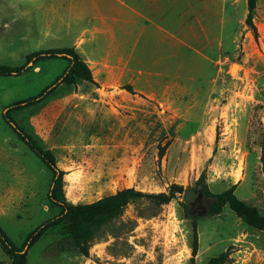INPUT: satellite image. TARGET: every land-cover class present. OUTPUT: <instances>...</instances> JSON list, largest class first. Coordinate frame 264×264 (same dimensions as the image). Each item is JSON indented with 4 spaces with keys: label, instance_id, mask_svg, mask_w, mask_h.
<instances>
[{
    "label": "rangeland",
    "instance_id": "rangeland-1",
    "mask_svg": "<svg viewBox=\"0 0 264 264\" xmlns=\"http://www.w3.org/2000/svg\"><path fill=\"white\" fill-rule=\"evenodd\" d=\"M188 1L196 10L198 0ZM255 1L252 28L245 22L247 0H209V14L196 17L192 30L188 25L186 52L179 41L178 61L157 66L168 76L148 70L108 84L91 70L95 83L76 77L41 102L11 111L66 171L69 203L124 187L167 192L171 183L183 186L168 201L131 199L83 226L87 254L69 222H60L26 248L24 264H264V230L227 204L209 213L203 193V185L220 192L235 184V194L264 214V0ZM0 9L8 10L0 14V64L19 65L54 47L81 53L74 41L83 22L63 9L49 14L51 20L41 6L29 13L24 3L0 1ZM83 49L85 61L92 47ZM66 65L62 56L42 58L21 74L0 76V227L16 246L60 207L47 196L51 170L1 110L37 94ZM187 187L201 191L192 203L183 200ZM10 260L0 244V264Z\"/></svg>",
    "mask_w": 264,
    "mask_h": 264
},
{
    "label": "crops",
    "instance_id": "crops-1",
    "mask_svg": "<svg viewBox=\"0 0 264 264\" xmlns=\"http://www.w3.org/2000/svg\"><path fill=\"white\" fill-rule=\"evenodd\" d=\"M0 1L12 6L13 2L24 3L29 13L41 6L47 20H51L49 14L60 15L63 9L82 21L74 46H80L81 55L88 52L83 45L92 47L84 59L108 84L120 83L127 77L129 81L136 74L145 76L148 70L168 76L169 71L159 69L160 64L178 61L179 41L183 53L189 47L185 40L189 23L192 30L193 20L210 11L209 0H198L196 10L195 1L188 0ZM1 12L8 10L0 9Z\"/></svg>",
    "mask_w": 264,
    "mask_h": 264
},
{
    "label": "trees",
    "instance_id": "trees-1",
    "mask_svg": "<svg viewBox=\"0 0 264 264\" xmlns=\"http://www.w3.org/2000/svg\"><path fill=\"white\" fill-rule=\"evenodd\" d=\"M255 0H247V15L245 22L255 28L252 22V14L255 8ZM256 34V30L254 29ZM62 56L67 59V65L58 77L45 86L37 94L24 99L15 100L7 104L2 110L3 120L14 130L17 136L46 164L52 172L47 196L49 200L60 207L59 212L47 218L33 228L25 238L22 246H16L0 227V244L3 250L11 257L8 264H24L26 258V248L31 246L50 227L63 222H69V231L75 241L79 244L84 254L88 249L80 243L81 228L87 224L97 221L101 217H109L119 211L126 203L135 198H149L157 202L170 200L176 192H182L183 186L171 183L165 191L147 192L135 189L134 187H124L116 192L101 197L92 202L69 203L64 195L63 175L65 170L56 163L53 151L42 147L36 139L22 128L10 115L12 110L31 106L39 103L51 94L59 83L72 82L76 77L94 82L91 68L81 58L74 47H54L47 48L27 55L25 61L19 65L0 64V76L18 75L27 70L28 64L42 58ZM124 88L132 91L131 85L125 84ZM235 184L220 192L211 191L207 185H203V193L206 197L205 209L209 213H217L224 204H227L236 214H238L248 224L264 230V214H261L256 206L248 204L244 199L239 198L234 192ZM196 246V239L193 240V247Z\"/></svg>",
    "mask_w": 264,
    "mask_h": 264
},
{
    "label": "water",
    "instance_id": "water-1",
    "mask_svg": "<svg viewBox=\"0 0 264 264\" xmlns=\"http://www.w3.org/2000/svg\"><path fill=\"white\" fill-rule=\"evenodd\" d=\"M201 191L193 187H187L183 194V200L187 203H192L200 195Z\"/></svg>",
    "mask_w": 264,
    "mask_h": 264
},
{
    "label": "bare ground",
    "instance_id": "bare-ground-1",
    "mask_svg": "<svg viewBox=\"0 0 264 264\" xmlns=\"http://www.w3.org/2000/svg\"><path fill=\"white\" fill-rule=\"evenodd\" d=\"M235 65L233 66L232 70L234 69Z\"/></svg>",
    "mask_w": 264,
    "mask_h": 264
}]
</instances>
